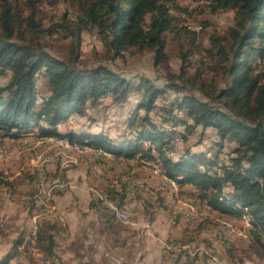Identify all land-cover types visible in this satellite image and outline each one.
Instances as JSON below:
<instances>
[{"label":"trees","instance_id":"obj_1","mask_svg":"<svg viewBox=\"0 0 264 264\" xmlns=\"http://www.w3.org/2000/svg\"><path fill=\"white\" fill-rule=\"evenodd\" d=\"M25 1L30 12L24 20L37 32L41 25L36 20V5L41 0ZM208 1L212 14L234 13L229 42L225 44L224 39L212 35L211 46L206 50L212 57L221 56L225 62V84L210 99L193 93L183 95L176 103L171 102V108L161 109L169 116L157 122L151 112L158 111L156 103L165 90L148 80L135 86L105 66L76 67L77 55L62 60L40 45L23 43L17 37L23 31L16 23L11 0H0V75L11 72L9 82L0 86V133L18 138L35 129L36 136L63 137L73 143H85L101 151V156L133 158L152 165L166 181L179 188H189L196 204H204L220 215L248 217L247 235L264 250V70H258L254 64L264 59V0ZM78 3L80 16L76 21L64 17L63 22L50 27L51 30L74 27L76 46L80 42V26H89L115 54L129 48L148 50L153 52L157 64L167 57L166 33H178L171 14V10L179 9L177 0H78ZM184 32L190 37L191 46L197 49V33L186 29ZM39 74L50 90L44 100L37 96ZM168 88L180 89L175 83ZM141 91L128 121L133 136L113 141L105 134L76 136L60 128L69 116H85L88 105L105 97L119 104L133 92ZM173 105L182 118L173 115ZM140 111L143 115L138 114ZM164 123H170V129ZM198 127L203 131L210 128L218 137L219 150L214 157L193 151L189 146L177 150L174 137L184 141L186 134ZM225 144L229 146L226 148ZM7 185L10 182L0 171V187ZM125 198L124 187L120 192L115 188L107 190L106 200L118 207ZM90 205L95 203L91 201ZM107 212L109 218L115 219L110 209ZM202 229L199 225L197 232ZM44 238L48 244L43 253L52 257L56 246L54 236H46L41 228L37 231V244ZM19 243L20 240L15 242L13 248L22 244ZM13 256L6 254L0 264H9Z\"/></svg>","mask_w":264,"mask_h":264},{"label":"rangeland","instance_id":"obj_2","mask_svg":"<svg viewBox=\"0 0 264 264\" xmlns=\"http://www.w3.org/2000/svg\"><path fill=\"white\" fill-rule=\"evenodd\" d=\"M11 3L16 23L21 25L20 29L23 31V35L17 33V37L23 43L40 45L62 60L77 55L78 60L74 62L76 67L105 66L125 77L135 86L142 80H148L155 87L165 90V95L157 100L158 111L151 112V116L157 122L169 116L161 109L170 107L171 102L176 103V99L180 100L183 95L193 93L199 98L210 99L209 96L217 93L225 84L223 67L225 62L221 56L212 57L206 50L211 46L209 38L212 35L224 39L225 44L229 42V30L234 25V13L219 11L212 14L208 0H177L179 9L171 10V14L178 33H166L167 57L157 64L154 62L153 52L148 50L129 48L121 51L119 55L115 54L103 44L95 29L89 26H80L79 46L75 44L74 27L66 29L55 27L51 30L50 27L63 22L64 17L69 21H76V17L80 16L78 0H41L36 5V20L41 25V29L37 32L31 30L24 20L30 12L26 1L11 0ZM185 29L197 33L195 41L198 45L197 49L191 46L190 37L185 34ZM254 64H257L258 70H264V59ZM40 75L36 78L37 96L44 100L50 90ZM10 77V71L0 75V86L6 85ZM172 83L177 84L180 89L177 91L169 89L168 85ZM141 95L142 91L133 92L119 104L113 102L111 97H105L88 105L85 116H69L60 128L63 132H73L76 136L105 134L113 141L123 140L125 136H133L128 121ZM173 106V115L182 118L176 105ZM138 114L143 115V111ZM163 126L170 129L171 124L164 123ZM178 130L180 128L177 126ZM36 133L35 129H30L18 138L6 137L0 133V149H2L0 171L10 182V185L0 187V228H2L0 260L11 253L14 256L9 264H63V248L60 245L63 240V214L57 207L62 205L61 209H63V191L75 187L87 188L96 207L106 211L110 209L115 218L121 221L116 216L115 210L108 206V202L112 201L106 200V194L109 188H115L116 192H120L124 187L126 194L134 193L131 200L133 207L128 210L129 220L123 223L117 221V225L126 226L131 237L134 238L133 245L140 249V251L132 250L136 256L144 255L147 250L154 249L155 245L147 243L149 234L146 232L148 228L146 225L158 212L159 216L164 215L173 220L180 218L181 215L190 218L193 214L201 219L199 221L206 222V227L197 234L199 237L195 235L196 246L191 247L192 254L198 256L199 263L220 264V260L222 262L225 259L228 264H264V250L258 244L252 239L236 237L241 232L247 233L250 227L248 217L220 215L207 208H204L206 212L204 213L203 205L195 203L189 188H179L177 184L166 181L152 165L135 161L133 158L126 160L124 157L101 156L93 150L68 152L56 139L36 136ZM186 136L184 141L178 139V136L174 137L173 142L177 150L189 146L193 151L207 157H214L219 150L218 137L210 128L203 131L198 127ZM228 146L229 144H225L226 148ZM222 153L223 150L220 154ZM50 157L53 158L52 161H48ZM160 187L165 188L168 194L159 195ZM76 196L72 200H79L80 197ZM139 211L145 212L144 222L140 225H129L137 220ZM41 228L46 236L52 234L57 239L56 246L62 249L61 255L55 253L54 256L47 257L43 253L48 244L47 238H44L40 244L36 242L37 231ZM191 229L190 227L186 230L193 232ZM150 233L155 235L153 231ZM245 238L250 237L246 235ZM19 240L20 243L22 242L19 243L20 248L17 246L13 248L15 242ZM203 240L208 241L210 245L211 251H207L208 255L202 253L200 247L197 248V244L203 243ZM143 241L144 245H142ZM56 251L60 252L59 249ZM125 254L127 252L121 248L119 251L114 250L108 256L122 258L123 261ZM105 263L102 261L100 264Z\"/></svg>","mask_w":264,"mask_h":264},{"label":"crops","instance_id":"obj_3","mask_svg":"<svg viewBox=\"0 0 264 264\" xmlns=\"http://www.w3.org/2000/svg\"><path fill=\"white\" fill-rule=\"evenodd\" d=\"M159 189L161 191L159 195L168 194L165 188L160 187ZM88 193L85 187L65 190L63 191V209H61L62 205L57 206L63 214V240L60 244L63 248V264H100L106 259L107 264H202L197 260L198 256L195 257L192 254L191 247L196 246L194 243L195 235L198 234L197 228L200 225L204 229L206 222L199 221L201 219L193 216L192 212H189L192 214L190 218L187 215H181L180 218L173 220L172 218H166L164 215L159 216V212L155 217L150 218L149 223L146 225L148 226L146 232L149 234L147 243L152 246L155 245V247L149 251L147 250L144 255L136 256L132 250L140 251V249L133 245L135 240L131 237L132 235L126 229V226L119 224L122 227L121 229L117 225L119 220L109 218V214L105 209L91 206L92 198ZM76 195L80 197L79 200H72ZM133 195L132 192L126 194L124 204H128L129 208L133 207L131 202ZM190 208L193 209L192 206ZM204 208H209L203 204V212L206 213ZM138 214L137 220L132 221L129 225H140L144 222L146 217H143V214L145 212L139 211ZM190 227L193 232L186 230ZM151 231L155 235L150 233ZM243 231L246 232V230ZM246 235L247 233L241 232L236 237L250 239L245 238ZM197 236L199 237V235ZM54 241L55 244L58 243L55 237ZM142 245H144V241ZM199 247L204 254L211 251L208 241L203 240V243L197 244L198 249ZM121 248L127 252L123 257V261L122 258L114 256L109 258V254H112L114 250L119 251ZM56 249H59L60 252ZM61 250L58 246H55L54 254L61 255ZM206 260L208 261V258ZM224 263L228 264V261L224 259L221 262L220 260V264Z\"/></svg>","mask_w":264,"mask_h":264},{"label":"built area","instance_id":"obj_4","mask_svg":"<svg viewBox=\"0 0 264 264\" xmlns=\"http://www.w3.org/2000/svg\"><path fill=\"white\" fill-rule=\"evenodd\" d=\"M58 143H64V145L68 146V152H74V151H69V144H67L65 141L58 140ZM77 146H79V145L77 144ZM90 150H93L95 153H98L99 155L101 154L100 151H98L95 148L90 147ZM0 152H2V149H0ZM52 159L53 158L50 157L48 159V161H52ZM108 206L110 208H113L114 210H116V213H121V222H124L125 220H129V215H128L129 206H128V204L125 203L121 207H118L114 202H108ZM223 232H225V230H223ZM121 264H123V263H121Z\"/></svg>","mask_w":264,"mask_h":264},{"label":"bare ground","instance_id":"obj_5","mask_svg":"<svg viewBox=\"0 0 264 264\" xmlns=\"http://www.w3.org/2000/svg\"><path fill=\"white\" fill-rule=\"evenodd\" d=\"M49 137H51V138H53V139H56L57 140V142H58V140H62V141H65L67 144H69V150H72V151H86V150H90V146L89 145H87V144H85V143H77V142H70L68 139H65V138H63L62 139V137H59V138H57V137H55V136H49ZM45 138V137H44ZM42 139V138H41ZM56 142V143H57ZM44 143V142H43ZM52 144V143H51ZM58 144V143H57ZM77 144L79 145V146H77ZM59 145L60 146H62V148H66L67 150H68V146H66V145H64V143H59ZM99 151V150H98ZM100 153H101V151H100ZM83 155V154H82ZM17 158V157H16ZM115 212H116V210H115ZM116 216L118 217V219H120L121 220V213H116Z\"/></svg>","mask_w":264,"mask_h":264}]
</instances>
